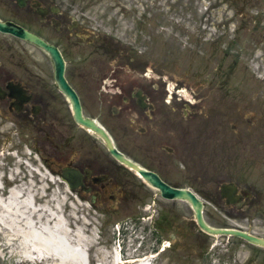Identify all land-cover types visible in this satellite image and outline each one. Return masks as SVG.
<instances>
[{
	"label": "flooded vegetation",
	"instance_id": "af4514ba",
	"mask_svg": "<svg viewBox=\"0 0 264 264\" xmlns=\"http://www.w3.org/2000/svg\"><path fill=\"white\" fill-rule=\"evenodd\" d=\"M178 1L182 9L160 23L156 18L151 29L140 24L133 39L127 30L119 32L114 25L109 31H101L102 26L78 16L74 1L0 0V20L22 26L57 46L65 61L64 76L80 98L82 114L104 128L115 149L156 173L170 187L190 188L193 178L206 184V157L212 149L230 148L228 134L219 127L231 119L232 112L230 108L221 112L214 103H192L190 96L199 97L197 90H190L189 96L170 91L160 68L172 60L163 57L182 40V50H190L192 45L204 59L214 58L215 47L224 44L239 46L232 50L241 58V43L251 44L260 21L246 13L254 5L251 0H208L207 6L202 0ZM223 1L227 4L221 5ZM188 16L193 17L192 23ZM158 30L164 34L156 33ZM209 39L214 47L211 53L204 49ZM252 49L246 47V58L251 57ZM155 52L161 60L150 61V54ZM52 65L43 47L0 30V110L20 108L16 120L32 124L35 149L45 163L53 171L69 168L77 172L75 193L79 199L92 201L96 208L78 213L92 215L94 220L88 223L101 224L103 235L87 245L86 264L98 262L100 250L111 248L115 237H109L106 229L119 234L128 260L125 222L131 214L151 229L150 235L145 231L150 245L151 237L159 245L165 236L171 243L169 251L180 248L179 264H210L207 249L196 247L199 234L191 205L185 199L163 197L160 189L115 156L101 134L73 118L69 100L53 77ZM231 72L227 70L224 75L228 77ZM228 81L223 79L215 89H225L230 95L229 88L236 87H230ZM233 100L239 106L230 132L237 141H244L248 154L251 135H259L260 126L255 130L250 122L248 100ZM254 107L258 108L257 102ZM247 158L250 169L252 158L249 154ZM235 168H220L215 198L221 207L229 209L228 214L239 217L256 196L242 186ZM230 172L235 173L233 177ZM206 188L215 187L208 183ZM115 215L123 217L115 219Z\"/></svg>",
	"mask_w": 264,
	"mask_h": 264
},
{
	"label": "rangeland",
	"instance_id": "374dc122",
	"mask_svg": "<svg viewBox=\"0 0 264 264\" xmlns=\"http://www.w3.org/2000/svg\"><path fill=\"white\" fill-rule=\"evenodd\" d=\"M77 3L78 12L89 20H93L96 24H105L106 27L115 25L118 31L122 30V27L128 25L133 30L131 34L132 39L136 37V28L141 15L146 14L148 19L154 20V17L161 22L162 18L169 16L167 12H173L179 7L176 5V0H74ZM214 1V0H213ZM256 1V0H255ZM146 2V3H145ZM257 2V1H256ZM171 16V15H170ZM259 17V15H258ZM260 17L264 18V13L260 12ZM259 17V18H260ZM192 23L191 16H188ZM263 25V24H262ZM262 33V35H261ZM261 35V38L259 37ZM257 36L260 41L253 43L256 47L254 53L256 54L252 58H244L237 60L234 63L233 56L222 58L221 69H234L232 78L244 80L246 89H257L258 96L264 100V31L258 32ZM233 48L234 46H230ZM174 51L169 53V56L163 57V60L170 58L171 63L164 64L162 66L163 71L169 77L177 80L180 85L189 88H195L201 92H205L206 104H216L217 108L221 109V112L225 108H230L233 111L234 105L231 104V100L224 94L225 91L215 92L214 86L210 79V75L217 66L219 61L210 60L204 62L199 60L196 55L189 53L188 51H181V44L179 41L174 45ZM212 48V46H210ZM222 51L227 50L229 55L233 52L227 45L221 46ZM190 50L196 52V49L190 47ZM222 53V52H221ZM219 56H217L218 58ZM150 60L156 61L161 58L157 56V53L150 54ZM218 98H214L213 93ZM33 134V132H32ZM24 139L21 138L17 132V127L11 121H5L0 117V178L3 177V189H0V195H5L8 192V188L13 184L21 185L25 188V192L32 191L36 201H48L51 207H54V203L57 200L61 201V210L63 214L77 213L80 211H86L88 208L82 202H75L73 193L69 191L53 174L50 175L42 168L35 153L30 152L29 147L25 146ZM32 139L26 142L31 143ZM239 143L240 140L233 141ZM253 145L252 160L254 163L258 162L264 164L261 155L255 153L254 139H251ZM235 154V151H234ZM240 155H235L234 163L225 155L221 146L214 147L212 152L206 157L208 160V169L206 172L207 178L206 184H202L198 179H192L194 188H199L202 191V195L206 190L208 183L215 186L218 179V171L222 167L240 168L244 167V155L239 152ZM247 157V154L244 152ZM233 171V170H232ZM249 173V172H248ZM235 173L230 172L228 175L233 177ZM240 180L248 182L253 185L255 193L260 198L252 206L258 209L252 224L243 225L248 231H252L257 235L264 236V173L259 176H250L245 172L236 173ZM55 175V174H54ZM255 175V174H254ZM4 190V191H2ZM3 192V194H1ZM207 194V193H205ZM54 198V199H53ZM57 198V200H55ZM208 211L207 219L211 221V224L221 223L225 220V213L215 208L212 204L206 203ZM86 220L84 217L78 221ZM230 225L237 222L229 220ZM235 226V225H233ZM140 224L131 221L130 233L131 239L135 238L139 240L141 238ZM211 251L213 252V264H264V248L257 247L251 243H247L243 239L225 236H213L209 238ZM0 243L2 239L0 238ZM134 247L131 249V255H137L139 252L135 250L138 247L137 243H134ZM158 250L151 251L152 254ZM172 257V256H169ZM156 262L159 261V254L155 255ZM154 259V258H153ZM166 259V257H165ZM0 264H21L19 260H13L12 257L6 255L0 259ZM25 264V263H24ZM44 264V263H43Z\"/></svg>",
	"mask_w": 264,
	"mask_h": 264
},
{
	"label": "bare ground",
	"instance_id": "6f19581e",
	"mask_svg": "<svg viewBox=\"0 0 264 264\" xmlns=\"http://www.w3.org/2000/svg\"><path fill=\"white\" fill-rule=\"evenodd\" d=\"M24 191L18 184L0 195V256L8 255L21 264H86L88 236L79 228L68 230L61 201L55 198L51 207L46 200L36 201L32 191ZM109 255L112 263L120 264L114 248L105 257ZM151 259L147 255L137 264H149Z\"/></svg>",
	"mask_w": 264,
	"mask_h": 264
},
{
	"label": "water",
	"instance_id": "95a60500",
	"mask_svg": "<svg viewBox=\"0 0 264 264\" xmlns=\"http://www.w3.org/2000/svg\"><path fill=\"white\" fill-rule=\"evenodd\" d=\"M0 28H4V26L1 23H0ZM12 31H13L14 34H18V35L23 36L25 38L28 37L29 39H33L36 42H40L39 38L35 37L34 35H32L29 32H21V31H15V30H12ZM56 63H57L56 66H57L58 77L61 80V85L64 88V90L67 92V94L73 100L74 108L76 109L75 118L78 119L79 121H82V122H85V123L89 124L88 121H86L85 119L81 118L80 113H79V108L77 107L78 99L75 96L74 92L66 85V83H65V81L63 79V76H62V73H61L62 68H63L62 61L60 60L59 62H56ZM169 193H170V196L176 195V196H179V197H186L187 199H189L192 202L194 208L196 209V216H197L198 223L204 230H208V231H210L212 233H217V232L218 233H225V234L232 233V234H235V235H240L243 238L247 239L248 241L250 240V241H252L254 243H258V244H263L264 245V238H257L255 236H252L250 234L241 232L239 230L237 231V230H234V229H220V228L214 229V228L209 227L207 224L204 223V221L201 218L200 201L198 200V198H196L189 191L172 189V190H169Z\"/></svg>",
	"mask_w": 264,
	"mask_h": 264
}]
</instances>
